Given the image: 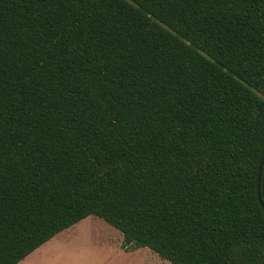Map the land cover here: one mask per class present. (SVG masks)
Listing matches in <instances>:
<instances>
[{"label": "trees", "instance_id": "obj_1", "mask_svg": "<svg viewBox=\"0 0 264 264\" xmlns=\"http://www.w3.org/2000/svg\"><path fill=\"white\" fill-rule=\"evenodd\" d=\"M263 149L264 0H0V264L90 216L264 264Z\"/></svg>", "mask_w": 264, "mask_h": 264}, {"label": "rangeland", "instance_id": "obj_2", "mask_svg": "<svg viewBox=\"0 0 264 264\" xmlns=\"http://www.w3.org/2000/svg\"><path fill=\"white\" fill-rule=\"evenodd\" d=\"M119 236L123 238L119 230L90 216L40 247L24 264H170L148 248L125 252Z\"/></svg>", "mask_w": 264, "mask_h": 264}, {"label": "water", "instance_id": "obj_3", "mask_svg": "<svg viewBox=\"0 0 264 264\" xmlns=\"http://www.w3.org/2000/svg\"><path fill=\"white\" fill-rule=\"evenodd\" d=\"M263 164H264V149L260 158V164H259V174H258V196H259V201L260 204L264 210V204L261 200V195H260V182H261V175H262V169H263Z\"/></svg>", "mask_w": 264, "mask_h": 264}, {"label": "crops", "instance_id": "obj_4", "mask_svg": "<svg viewBox=\"0 0 264 264\" xmlns=\"http://www.w3.org/2000/svg\"><path fill=\"white\" fill-rule=\"evenodd\" d=\"M84 220H85V219H84ZM82 221H83V220H82ZM79 223H80V222H79ZM61 233H63V232H61ZM61 233H60V234H61ZM58 235H59V234H58ZM58 235H57V236H58ZM57 236H55V237H57ZM55 237H54V238H55ZM54 238H53V239H54ZM119 238H120V242H121V247H123V245H122V243H123V238H122V236H119ZM53 239H51V240H53ZM51 240H50V241H51ZM50 241H49V242H50ZM47 243H48V242H47ZM144 249H145V248L136 249V250H131V251H126V250H124V249H123V250H124L125 252H136V253H141V252L144 251ZM148 249H149V248H148ZM37 250H38V249H37ZM37 250H36V251H37ZM33 253H34V252H33ZM33 253H32V254H33ZM30 255H31V254H30ZM30 255H29V256H30ZM29 256H28V257H29ZM28 257H27V258H28ZM27 258H26V259H27ZM26 259H24L23 261H21V262L18 263V264H24V263L26 262ZM170 264H171V263H170Z\"/></svg>", "mask_w": 264, "mask_h": 264}]
</instances>
